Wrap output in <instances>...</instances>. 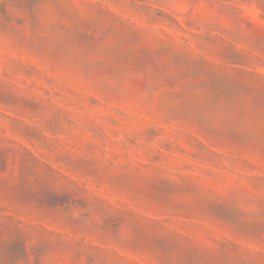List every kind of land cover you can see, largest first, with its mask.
<instances>
[{"label": "rangeland", "instance_id": "374dc122", "mask_svg": "<svg viewBox=\"0 0 264 264\" xmlns=\"http://www.w3.org/2000/svg\"><path fill=\"white\" fill-rule=\"evenodd\" d=\"M0 264H264V0H0Z\"/></svg>", "mask_w": 264, "mask_h": 264}]
</instances>
